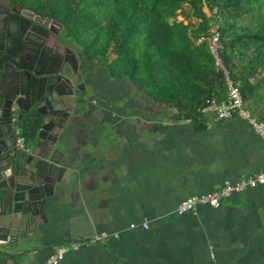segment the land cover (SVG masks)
Here are the masks:
<instances>
[{"label": "crops", "instance_id": "crops-1", "mask_svg": "<svg viewBox=\"0 0 264 264\" xmlns=\"http://www.w3.org/2000/svg\"><path fill=\"white\" fill-rule=\"evenodd\" d=\"M79 84L81 110L62 132L63 181L29 244L2 261L23 252L27 264H41L57 245L107 233L67 250L59 264L264 263L262 187L176 213L186 197L264 171V140L249 125L237 117L177 120L175 108L104 67Z\"/></svg>", "mask_w": 264, "mask_h": 264}, {"label": "trees", "instance_id": "trees-1", "mask_svg": "<svg viewBox=\"0 0 264 264\" xmlns=\"http://www.w3.org/2000/svg\"><path fill=\"white\" fill-rule=\"evenodd\" d=\"M11 1L58 23L89 71L97 60L109 78L127 79L175 108L177 120L192 122L205 121L202 110L226 93L225 75L207 44H196L216 21L228 78L239 84L245 109L264 122V0ZM21 129L34 137L38 123Z\"/></svg>", "mask_w": 264, "mask_h": 264}, {"label": "water", "instance_id": "water-1", "mask_svg": "<svg viewBox=\"0 0 264 264\" xmlns=\"http://www.w3.org/2000/svg\"><path fill=\"white\" fill-rule=\"evenodd\" d=\"M13 33L0 28V264H27L23 252L1 256L29 244L30 231L62 183V132L83 98L76 94L77 67L51 62L49 50L34 41L20 48ZM36 123L32 146L21 148L11 139L17 128Z\"/></svg>", "mask_w": 264, "mask_h": 264}, {"label": "built area", "instance_id": "built-area-1", "mask_svg": "<svg viewBox=\"0 0 264 264\" xmlns=\"http://www.w3.org/2000/svg\"><path fill=\"white\" fill-rule=\"evenodd\" d=\"M211 14L215 17L216 9H213ZM202 42L207 44L208 51L213 56L216 67L223 71L226 80L225 97L221 100L214 99L210 101V103L202 110V112L206 116L210 117L213 123H221L237 117L249 125L252 130L262 140H264V122L258 121L251 115L249 110L245 109L239 89V84L228 78V73L224 69L222 61L219 58V50L221 48L220 29L216 21L212 23V31L207 38L200 37L196 40V44H200ZM17 145L21 148L25 145V138L19 132H17ZM257 186H260L264 189V171H259L253 175L243 177L235 182L227 181L217 190L186 197L178 204L176 213L178 215H184L195 210L201 205L218 207L234 193H239L246 190L247 188H253ZM134 226L135 225H130L131 228H134ZM143 227L146 228L147 224H143ZM108 236L109 235L107 233H101L91 240H72L68 246L63 244L57 245L54 248L53 254L41 264H59L64 259L67 250L76 251L83 245L99 243Z\"/></svg>", "mask_w": 264, "mask_h": 264}, {"label": "flooded vegetation", "instance_id": "flooded-vegetation-1", "mask_svg": "<svg viewBox=\"0 0 264 264\" xmlns=\"http://www.w3.org/2000/svg\"><path fill=\"white\" fill-rule=\"evenodd\" d=\"M28 13L32 14V16L28 15ZM5 27H9L14 32L10 35L17 44H20V48L24 47L27 40H31L42 46L41 49H44L43 51L49 50L51 62L66 63L72 69L77 67L79 80L76 83V86H78L76 93L80 91L81 85L79 81L82 78L84 79L86 76L91 75L96 67H104L99 61L95 60V66L89 71V63L80 56L78 50L66 38L58 23L48 18H42L11 0H0V28L5 29ZM17 132L23 135L22 129L17 128L15 131L16 137H11L12 140L15 138L17 140ZM36 134L34 137L23 135L25 144L33 143Z\"/></svg>", "mask_w": 264, "mask_h": 264}, {"label": "rangeland", "instance_id": "rangeland-1", "mask_svg": "<svg viewBox=\"0 0 264 264\" xmlns=\"http://www.w3.org/2000/svg\"><path fill=\"white\" fill-rule=\"evenodd\" d=\"M185 11H187V10H185Z\"/></svg>", "mask_w": 264, "mask_h": 264}]
</instances>
